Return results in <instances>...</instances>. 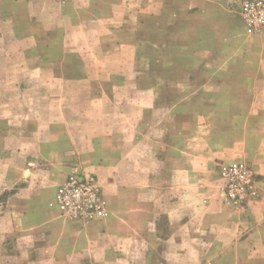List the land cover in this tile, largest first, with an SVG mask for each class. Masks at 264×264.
<instances>
[{
    "label": "rangeland",
    "instance_id": "374dc122",
    "mask_svg": "<svg viewBox=\"0 0 264 264\" xmlns=\"http://www.w3.org/2000/svg\"><path fill=\"white\" fill-rule=\"evenodd\" d=\"M238 1L229 0L227 8L230 15L243 25L238 14ZM158 2L157 15L150 13V0H141V6L135 13L126 12L110 17L113 25L105 26L98 21L89 24L92 28L88 42L92 45L87 49L73 47L83 54L86 62L81 61L74 52L72 57L75 56L78 61L30 63L26 60L39 57L38 52L42 50L48 53L51 48L43 47L37 52L23 45L8 48L2 44H20L22 31L8 32L13 35L10 40L0 35V264L74 263L69 255L72 243H58L52 231L47 235L39 227L45 212L50 211V216L59 217L61 224L59 222L58 227L66 229L68 236L74 235L75 227L77 230L84 228H79L74 222L80 221L65 219L56 209V190L63 182L60 178V154L69 150L70 146L75 150L74 146L78 148L100 137L101 149L97 150V154H110L111 161L116 163L117 147L121 141L117 134L119 131L125 132L127 149L130 151L127 167L124 172L115 170L117 173L110 180L129 184L135 182V165L140 164L142 172L147 173L152 165L149 161L150 132L159 141L165 142L167 139L174 145H180L183 136L190 157L203 152L204 148L211 150V146L215 147L217 142L224 143L237 136L238 128L230 122L232 112L221 110L220 103L228 101V96L165 93L166 88L200 85L198 75L194 73L198 67L197 57L207 55L215 48L212 41L202 39L198 27L205 30V21H200L203 13L207 11V17H214L219 13L216 11L218 4L212 0ZM182 2L187 5L183 13L188 14V19L185 26H178L176 22L181 13H177L180 11L177 6ZM126 3L132 6L134 0H126ZM0 17V23H3L4 16ZM172 26L175 27L173 31ZM219 29L207 24V35L204 31L202 33L206 38L213 39L221 31ZM83 38L80 34L72 36L71 40L80 42L78 40ZM201 39L205 45L199 43ZM259 39L264 40V37L260 36ZM52 74L57 78H53ZM187 74L191 80L183 81L182 77ZM38 75L41 77H36ZM202 82H207L209 86L211 81L204 79ZM51 101L55 102V110L47 109ZM215 102H220L216 103V108ZM60 103L63 112L57 105ZM62 113L67 121L65 125ZM140 115L144 117L141 124L138 122ZM137 124L138 128L135 129ZM105 134H112L113 137H103ZM139 138H142L144 156L135 159L133 149L134 145H138L136 141ZM157 146L162 148L159 144ZM94 157L96 151L91 150L78 161L87 167L94 165ZM232 161H244L251 167L249 161L235 152L219 158L215 164L216 170L220 165ZM78 166L84 173L95 177L104 200L106 214L92 221L109 217L112 210L100 177L84 170L82 165ZM252 170L260 185L261 176ZM203 179L207 189L201 192H207V197L220 199L234 209L242 208L234 207L223 198L222 180L213 168L207 175L203 174ZM259 195L260 189L252 199H257ZM248 202L249 199L243 206ZM87 221H83V224ZM73 243L76 245V241ZM174 244L177 245L176 241ZM191 245L197 246L195 243ZM158 246L160 250H165V244ZM203 246L201 243L200 247ZM126 249L133 250L132 244L123 242L119 250ZM58 256H62V259ZM81 256L78 260L86 264H123L130 259L122 252L119 255H105L99 251L86 259H81ZM214 257L205 254H169L165 251L151 256H135L131 263L126 264H208L214 261Z\"/></svg>",
    "mask_w": 264,
    "mask_h": 264
},
{
    "label": "crops",
    "instance_id": "0c3cea01",
    "mask_svg": "<svg viewBox=\"0 0 264 264\" xmlns=\"http://www.w3.org/2000/svg\"><path fill=\"white\" fill-rule=\"evenodd\" d=\"M212 1L218 4L216 11L219 13L207 17L209 14L204 9L206 12L200 21H205V30L198 27L202 39L212 41L215 48L207 55L197 57L198 67L194 73H197L200 85L166 88L165 93L228 96V101L224 103L215 102L214 108L216 103H220L221 110L232 112L230 122L238 128L237 136L224 143L217 142L215 147L211 146V150L204 148L203 152L194 153L190 157L183 136L180 145H174V142L167 139L165 142L159 141L150 132L149 161L154 166L151 165L147 173L142 172L140 164L135 165V182L129 184L110 180L117 173L115 170L124 172L127 167L130 151L123 131L117 134L121 141L117 147L116 163L111 161L110 154H97V150L101 149L100 137L78 148L74 146L75 150L70 146L69 150L62 151L61 181L72 169H80L78 165H82L84 170L92 171L100 177L112 210L109 217L102 220H89L84 224L83 221H74L76 226L84 228L77 230L75 227L72 236H68L66 229L58 227V223L61 224L59 217L50 216V211L45 212L42 222H39L40 230H45L47 235L52 231L58 243H72L69 255L74 259L73 264H86L78 260L79 255H82L81 259H86L88 255L99 251L105 255H119L122 252L130 256L123 264L131 263L135 256H151L165 251L169 254L215 256L214 261L208 264H264V40L259 39L263 35L249 32L244 22L242 25L230 15L227 8L229 0ZM139 5L141 0H134L132 6H127L126 0H70L64 4L55 0H0V16H4L3 23H0V35L10 40L13 35L8 32L22 31L20 44L6 42L2 46L9 48L23 45L36 52L43 47L51 48L48 53L42 50L38 52L39 57L27 59L30 63L78 61L75 56L72 57L74 52H77L81 61L86 62L83 54H79L73 47L87 49L92 45L88 42L92 28L89 24L98 21L105 26L113 25L110 17L126 12L135 13ZM149 6L151 14L159 13L158 0H150ZM186 6L184 2L180 5L178 3L180 11L177 13H181L176 22L178 26L187 23L188 14L183 13ZM207 24L221 30L213 39L206 38ZM174 29L172 26L171 30ZM80 34L84 40H71L72 36ZM202 39L199 43L205 45ZM53 74L51 76L57 78ZM36 77L40 78L41 75ZM182 79L189 81L191 77L183 76ZM204 79L211 81L209 86L207 82H202ZM78 91L82 93L80 89ZM48 105L47 109L55 110V102L51 101ZM57 105L60 112H63L62 104ZM142 115L139 124L144 120ZM62 116L65 125L66 117L63 113ZM103 137L110 138L113 135L105 134ZM141 139L136 141L137 146L134 145L135 159L144 156ZM157 144L162 148L159 149ZM91 150L96 151V159L94 165L86 167L78 159ZM235 152L249 161L256 174L261 176L259 197L249 199L241 209L231 208L222 200L207 197V192H201L207 189L203 174L207 175L212 168L217 174L215 164L219 158ZM73 241H76L77 246ZM123 242L132 244L133 250H119ZM162 243L165 244V250L158 248ZM201 243L203 247H200ZM58 258L62 259V256Z\"/></svg>",
    "mask_w": 264,
    "mask_h": 264
},
{
    "label": "built area",
    "instance_id": "2783aa9c",
    "mask_svg": "<svg viewBox=\"0 0 264 264\" xmlns=\"http://www.w3.org/2000/svg\"><path fill=\"white\" fill-rule=\"evenodd\" d=\"M56 1L64 4L70 0ZM238 14L249 32L264 36V0H239ZM217 172L222 180L221 195L234 207H241L258 195V180L246 162L222 164ZM56 209L69 220L86 221L104 216L105 204L95 177L72 169L57 187Z\"/></svg>",
    "mask_w": 264,
    "mask_h": 264
}]
</instances>
